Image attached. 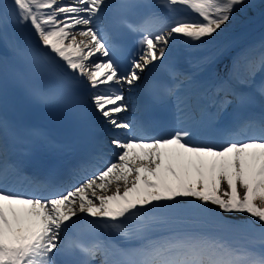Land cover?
<instances>
[{"label":"snow or ice","instance_id":"obj_1","mask_svg":"<svg viewBox=\"0 0 264 264\" xmlns=\"http://www.w3.org/2000/svg\"><path fill=\"white\" fill-rule=\"evenodd\" d=\"M5 3L0 0V25L11 20L29 26L53 63L69 79L84 81L91 110L112 135L107 150L101 146L68 181L37 182L34 190L22 192L10 189L0 175V264H57L61 236L79 214L98 218L94 230L138 235L161 202L174 204L177 198H196L203 211L213 205L224 213H247L264 225V111L238 124L219 145L194 143L182 111L176 127L157 135L125 118L124 88L136 86L151 64L165 58L174 38L211 43L235 12L256 6L253 0H160L172 19L150 13L139 24L124 22L140 36L137 53L124 66L117 58L121 37L105 24L107 0H11L7 8ZM181 9L193 15H178ZM248 64L252 77L264 72V42ZM228 94L239 105L254 101L249 92ZM255 94L264 100V81ZM130 220L140 222L134 232L125 226ZM258 242L264 244V228ZM69 248L84 257L79 264H96L98 255L99 264H120L108 259V246L98 239ZM139 255L129 264H264V254L202 242H150Z\"/></svg>","mask_w":264,"mask_h":264},{"label":"bare ground","instance_id":"obj_2","mask_svg":"<svg viewBox=\"0 0 264 264\" xmlns=\"http://www.w3.org/2000/svg\"><path fill=\"white\" fill-rule=\"evenodd\" d=\"M5 6H6V3H5ZM238 13H240V12H238ZM229 24H234V23L229 21L228 23H226L224 25V27L228 26ZM236 25H239L238 30H237V34H234V32L229 31V29L224 30V32L228 33V35L220 38L219 41L221 43L225 44L226 48H224L223 51L212 49L211 55H210L211 56L210 62L219 63L224 58H227L231 54V49L235 47V41L237 39L241 38L244 34L252 32L253 29L255 28L252 17H250V20L248 23L246 21L242 22L240 19H238L237 23L235 25H233V27H235ZM1 45L6 46L4 43H1Z\"/></svg>","mask_w":264,"mask_h":264}]
</instances>
